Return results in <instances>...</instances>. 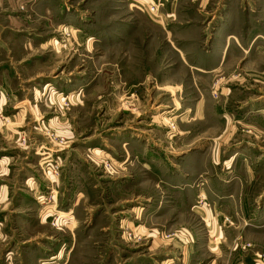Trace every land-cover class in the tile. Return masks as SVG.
Masks as SVG:
<instances>
[{
	"label": "rangeland",
	"instance_id": "1",
	"mask_svg": "<svg viewBox=\"0 0 264 264\" xmlns=\"http://www.w3.org/2000/svg\"><path fill=\"white\" fill-rule=\"evenodd\" d=\"M263 5L0 0V264H149L167 241L190 264H264V48L246 53Z\"/></svg>",
	"mask_w": 264,
	"mask_h": 264
},
{
	"label": "crops",
	"instance_id": "2",
	"mask_svg": "<svg viewBox=\"0 0 264 264\" xmlns=\"http://www.w3.org/2000/svg\"><path fill=\"white\" fill-rule=\"evenodd\" d=\"M263 8H264V5H263ZM232 11L233 10L230 11L231 14H232ZM231 22H232V19L229 18L228 26L230 25ZM262 27L263 26H260L259 28H257L256 32L254 31L255 33L252 32V30L250 31V33H248V36L246 38V41H247L246 48L249 49V50H247L246 53H249V52L253 51L254 48H260L261 50L264 48V31L261 30ZM222 29H223L222 26H220L219 29H217L218 30V34L217 35L221 36L220 39H222V41H224V44H223L224 45V50H223V53H221V55H220V63L222 62V60L224 58L225 49L227 48L228 45L231 46V42H234L232 39H230L231 31L229 30V31H227L226 35H223V33H222L223 30ZM234 35H236V34H234ZM235 37H237V36H235ZM252 42H255L256 44L252 45ZM13 94H14V91H13L12 87H10V85L8 83H6L5 85H1L0 86V95L1 96H11ZM11 124H12V127H9L8 125H6L7 127L5 126L7 130L9 128L14 130V128H18L21 125V124L17 125L16 122H14V121ZM1 126L2 125H0V128L3 127V126L2 127ZM44 147H46V146H45V144L43 142H42V145L37 146L36 155L43 157L44 154H47L48 155L47 158H49V156L51 155V152L50 151L47 152L44 149ZM5 150H8V149H5ZM69 155H67V157ZM16 156L17 155L14 154V150L4 151L3 153H0V169L2 170V172L6 173V174H9V172H10L11 175L13 174V171L11 169V164L14 161V159L16 158ZM24 156L25 155H23V159H24ZM21 165L22 164H20V166L18 167V171L22 170L21 174H23L25 176L24 183L22 184V186L23 187H35L37 192L33 196L36 198L37 194L39 193L40 187H42V185L40 184L39 178H38L39 177V173L35 172V171H38V170L33 169V171L30 173L29 169L26 168V165L25 166H24V164L22 166ZM9 176L10 175H6V177H9ZM48 176H49L48 179L50 181H52V182H53V179L54 180L57 179V176L53 175L52 173L48 174ZM5 180H7V179L5 178ZM8 187H12L8 182L0 184V202H1V200H3V201L7 200V196H9V193H8L9 192V188ZM23 202L24 201L21 202V205L25 204ZM152 212L155 213L156 211L154 210ZM207 218H209L208 214H207ZM207 218H206V224L210 223L212 225L211 233L215 234L216 230H213V229H216L215 225L217 224V222L215 221L214 217L213 218L210 217V220L207 219ZM4 220L5 219H3V221ZM21 220L22 221H20V223H24L25 222L23 219H21ZM31 220H33V218ZM47 221H49V218H47V217L42 218V219L40 217H36L37 224H39V223L43 224L45 222L47 223ZM153 221L154 220H152L151 223H153ZM244 225H248L246 219H244ZM155 229L156 228L154 226H152V224H150L149 230H155ZM217 230L222 233V230H221L220 227L217 228ZM72 234H74V237H77L76 231H74L73 229H72ZM152 235H155V233H153ZM217 238H218V236H216L214 239L217 241ZM164 245L165 246H171V247L169 249L167 247H164L163 250L158 255H153L154 258L150 257L152 263H149V264H190L189 251H188V248H187L188 245L186 246V249H184V247H183L184 245L181 242H179V241H176V242H173V243H170V241H167V243L164 242ZM164 245H161L159 243L158 239H154V242L152 244V248L154 250H156V249H158V248H160L161 246H164ZM176 247H179L182 251L174 249ZM157 257H159V258H157Z\"/></svg>",
	"mask_w": 264,
	"mask_h": 264
},
{
	"label": "built area",
	"instance_id": "3",
	"mask_svg": "<svg viewBox=\"0 0 264 264\" xmlns=\"http://www.w3.org/2000/svg\"><path fill=\"white\" fill-rule=\"evenodd\" d=\"M148 11L152 14H158V10L159 7L156 4H151L147 7ZM47 166L46 168L49 170V172H51L53 175L57 176L59 174V168H60V164L57 163H53V159L51 158H47Z\"/></svg>",
	"mask_w": 264,
	"mask_h": 264
}]
</instances>
